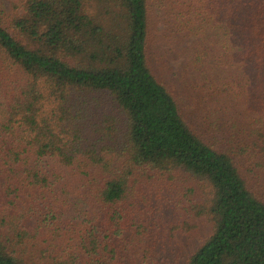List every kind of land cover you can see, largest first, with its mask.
<instances>
[{"label": "trees", "instance_id": "trees-1", "mask_svg": "<svg viewBox=\"0 0 264 264\" xmlns=\"http://www.w3.org/2000/svg\"><path fill=\"white\" fill-rule=\"evenodd\" d=\"M4 9L0 264H264V0ZM183 179L211 224L187 251Z\"/></svg>", "mask_w": 264, "mask_h": 264}, {"label": "rangeland", "instance_id": "rangeland-1", "mask_svg": "<svg viewBox=\"0 0 264 264\" xmlns=\"http://www.w3.org/2000/svg\"><path fill=\"white\" fill-rule=\"evenodd\" d=\"M1 1L3 7H5V11L13 9V4L16 2V0ZM174 64H178V62H175ZM179 176L180 175H176L174 179L176 178V180L179 181ZM140 177V181L145 185L144 189L147 190V193H145V195L148 196L147 199H153L155 197L158 198L160 195H162L163 191L157 187L158 181L155 180L156 176L153 175V172L148 171L142 174ZM183 183L186 187L184 195L180 196L183 192L181 188L179 196H177L175 198L176 200H174L172 203H178L180 199H182V204L179 205L183 215L180 216L178 210L173 206L171 209H168L164 212V216L166 217L165 221L171 226L172 233L179 239V246L184 247V250L187 251L209 234L211 231V224L206 217L198 216L193 210L190 209L189 201L193 198V194L189 191V188L194 185L197 190H199L197 195L201 197H204V191H206L205 188L196 180L190 181L183 179ZM183 209L189 210V213ZM169 213H171V219L168 218Z\"/></svg>", "mask_w": 264, "mask_h": 264}]
</instances>
